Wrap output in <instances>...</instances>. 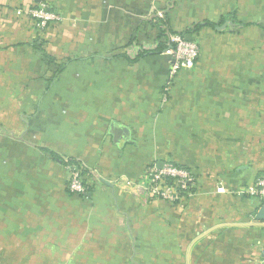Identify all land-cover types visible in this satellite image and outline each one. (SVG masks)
Wrapping results in <instances>:
<instances>
[{"label": "crops", "instance_id": "1", "mask_svg": "<svg viewBox=\"0 0 264 264\" xmlns=\"http://www.w3.org/2000/svg\"><path fill=\"white\" fill-rule=\"evenodd\" d=\"M39 2L60 19L41 28L16 14ZM229 15L182 35L198 45L190 68L171 75L167 51L129 60L159 27ZM36 39L68 60L50 83ZM66 159L86 170L84 195L67 190ZM160 162L194 178L176 203L148 193ZM263 172L264 4L0 0V245L26 250L7 264H138L142 245L166 264H194L195 245H210L207 264H258L264 222L246 191Z\"/></svg>", "mask_w": 264, "mask_h": 264}, {"label": "built area", "instance_id": "2", "mask_svg": "<svg viewBox=\"0 0 264 264\" xmlns=\"http://www.w3.org/2000/svg\"><path fill=\"white\" fill-rule=\"evenodd\" d=\"M150 1L155 2L157 0ZM46 7L44 3L39 2L36 7L18 9L16 14L34 19L38 26L43 28L48 23L60 19L57 13L48 11ZM155 14L159 19L164 18L162 9L157 8ZM169 42L172 46L167 52L173 58L171 75L178 69L192 67L198 57L197 43L180 34L170 35ZM65 168L67 170V190L72 194L84 195L86 192L84 167L79 163L66 161ZM193 180L194 178L189 170L178 167L173 163L165 162L162 163L160 168L152 165L148 169L147 190L153 199L176 203L189 192ZM246 193L257 199L260 204L264 203V172L255 179ZM258 264H264V249L262 250V257Z\"/></svg>", "mask_w": 264, "mask_h": 264}, {"label": "trees", "instance_id": "3", "mask_svg": "<svg viewBox=\"0 0 264 264\" xmlns=\"http://www.w3.org/2000/svg\"><path fill=\"white\" fill-rule=\"evenodd\" d=\"M38 3L35 4V6H37ZM34 6V7H35ZM232 19L234 20L235 16L234 15H229V16H225V17H222L217 23H214V22H211V21H203L201 23H196L194 24L191 28L187 29L185 31V33H180V35H185L187 33H196L200 28H202L203 26H208V27H211L213 29H218L220 26H222V24L228 19ZM163 19H159L157 18V22L162 26L163 25ZM240 24V23H239ZM159 33H158V42L156 44V46L152 49H143L141 51H139L134 57H132L130 60V62H136L138 61L140 58L144 57V56H147V55H154V54H159V53H162V52H165L167 51L171 46L172 44L169 42V33L166 31V29H161L159 27ZM188 38V37H187ZM189 39V38H188ZM42 44L43 42L39 39H36L34 41V45H33V48L34 49H37L39 51H41L43 53V55L45 56L46 60L48 61L49 64H52V65H55V69L54 71L52 72L51 76L49 77L48 79V82H52L55 77L64 69L65 65H66V61L65 63H60V64H56L54 59L52 57H49L43 47H42ZM50 153L52 155H55L53 152L50 151ZM66 161H69L71 163H77L76 161H73V160H69V159H66L64 161V165L66 164ZM175 165V164H174ZM178 166V165H176ZM178 167H181V166H178ZM181 168H184V167H181ZM185 169V168H184ZM191 187V186H190ZM191 189V188H190ZM260 205V204H259Z\"/></svg>", "mask_w": 264, "mask_h": 264}, {"label": "rangeland", "instance_id": "4", "mask_svg": "<svg viewBox=\"0 0 264 264\" xmlns=\"http://www.w3.org/2000/svg\"><path fill=\"white\" fill-rule=\"evenodd\" d=\"M251 1L253 2L255 6H258V7L259 5L264 4V0H251ZM46 9L48 11H52L49 7H46ZM259 12H260L259 9L254 11V13H256L254 14V18H257V16L259 15ZM51 73L52 71H49L48 69H46L45 77L49 76V74ZM85 172L86 170H84V173ZM32 246H33L32 251L35 252L36 251L35 248L37 247V245H32ZM141 250L142 252L140 253L138 264H166L165 260L151 256L153 254V250L150 245H142ZM145 250L146 252H144ZM194 251H195V257H196L194 264L199 263V261H201L202 264H207V262L203 258L209 255L210 245H195ZM30 253H31V250H30ZM197 253H199L198 257H197ZM25 256H26V250L25 248H22V245H0V264H7V262L12 259L13 260L19 259Z\"/></svg>", "mask_w": 264, "mask_h": 264}, {"label": "water", "instance_id": "5", "mask_svg": "<svg viewBox=\"0 0 264 264\" xmlns=\"http://www.w3.org/2000/svg\"><path fill=\"white\" fill-rule=\"evenodd\" d=\"M39 1V0H37ZM162 166V163H158L157 167H161ZM100 181H102L103 183H106L105 180H103L102 178H100ZM254 218L256 221H259V222H264V203L260 204L256 210V213L254 215Z\"/></svg>", "mask_w": 264, "mask_h": 264}]
</instances>
